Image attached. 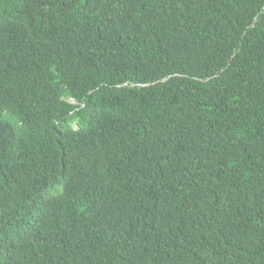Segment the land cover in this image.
<instances>
[{
  "label": "trees",
  "instance_id": "obj_1",
  "mask_svg": "<svg viewBox=\"0 0 264 264\" xmlns=\"http://www.w3.org/2000/svg\"><path fill=\"white\" fill-rule=\"evenodd\" d=\"M0 264H264V0H0Z\"/></svg>",
  "mask_w": 264,
  "mask_h": 264
}]
</instances>
